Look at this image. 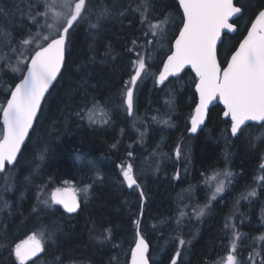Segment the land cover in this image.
Masks as SVG:
<instances>
[{
	"label": "trees",
	"instance_id": "1",
	"mask_svg": "<svg viewBox=\"0 0 264 264\" xmlns=\"http://www.w3.org/2000/svg\"><path fill=\"white\" fill-rule=\"evenodd\" d=\"M44 2L0 0V106L37 49L30 46L45 44ZM235 6L242 14L233 21L237 31L225 36L220 48L223 67L264 0H236ZM166 17L163 34L154 37L150 25ZM181 17L177 0H86L82 18L67 37L63 68L15 165L0 180V264H18L16 245L35 233L43 236L45 264H127L139 224L150 264H169L175 256L177 264H219L228 233L225 221L233 216L240 219L242 251L248 248L244 240L254 236L256 226L246 229L243 221L251 224L255 209L236 197L258 174L264 128L248 124L233 137L231 122L217 103L201 130L188 134L197 104L196 77L184 70L156 83ZM30 38L21 73L13 71L23 42ZM140 56L147 74L132 86L130 76ZM128 87L134 91L131 115L124 103ZM129 164L139 185L131 190L122 175ZM225 171L235 184L191 235L180 232L181 207L192 197L199 203L208 177ZM64 187L79 198L74 214L51 203L52 191ZM180 239L189 245L177 255ZM261 254L264 262V246Z\"/></svg>",
	"mask_w": 264,
	"mask_h": 264
},
{
	"label": "snow or ice",
	"instance_id": "2",
	"mask_svg": "<svg viewBox=\"0 0 264 264\" xmlns=\"http://www.w3.org/2000/svg\"><path fill=\"white\" fill-rule=\"evenodd\" d=\"M55 6L54 3L49 7ZM59 7L66 11L63 14L55 13L54 16L57 20L66 21L65 26L61 31L54 23L46 22L48 29L56 28L55 33L45 35V44H38L34 54H30V63L26 65L23 79L11 90V97L7 99L6 105L0 106L3 124L0 129V172L4 171L6 163L11 165L16 160L17 153L37 118V112L42 107L45 93L49 92L50 86L61 72L66 59L67 37L78 18H82V13L86 10V0H76L74 7L72 0H61ZM178 10L182 12V26L178 28V35L174 36V43L169 49L170 55L163 61V69L159 72L156 83L164 84L169 77H178L189 66L195 73V91L199 102L191 116L190 131L195 133L205 122L210 111L209 106L217 99L223 105V116L230 119L233 137H237L244 130L242 126H246V122H257L264 128V10H260L251 21L247 34L238 42L239 46L231 53L230 59H226V67L219 61L220 48L224 44V37L237 31V26L232 21L234 17L238 18L241 7L235 6L233 0H178ZM164 23H167V17L164 21L150 25L154 37L163 34ZM23 43L28 44L29 41L25 40ZM13 71L19 69L14 68ZM142 74L146 75L147 69L144 57L140 56L134 62V74L130 76V84L136 86ZM124 103L131 115L134 106L133 87L126 89ZM261 168H264V164H261ZM122 175L129 189L133 186L139 187L133 177L131 164L122 169ZM224 175L231 176V173L225 171ZM224 187V181H220L213 198ZM83 191L87 193L88 189L84 188ZM255 195V189L248 193V196ZM140 198L143 202V192ZM43 203L47 204L48 201ZM51 203L62 205L68 213L76 212L79 207L75 194L60 188L52 191ZM202 215L204 208L197 213V216ZM237 238L239 234L235 233L231 251L221 264H241L233 254L237 249ZM179 243L184 245L186 242L180 239ZM148 247L141 233L137 232L136 246L132 250V264H149L146 258ZM41 250L42 234L40 238L29 236L27 240L16 245L15 257L19 264H25L27 259ZM172 264H177L175 257L172 258Z\"/></svg>",
	"mask_w": 264,
	"mask_h": 264
},
{
	"label": "rangeland",
	"instance_id": "3",
	"mask_svg": "<svg viewBox=\"0 0 264 264\" xmlns=\"http://www.w3.org/2000/svg\"><path fill=\"white\" fill-rule=\"evenodd\" d=\"M60 2H61V0H45L44 7H43L44 8V15L43 16H45L47 23H54L62 31L61 27L65 26L66 21H64L63 19L57 20L56 17L54 16L55 13L63 14L66 11V9L59 7ZM75 2H76V0H72V6L73 7H74ZM54 3L56 4L55 7H49V6H52ZM55 30H56L55 27L51 30L48 29L46 27V24H45L44 30L41 32V34L44 33L43 36L41 37V39H43V37L45 35L54 34ZM27 40L29 41V43L23 45L22 52H20L19 58L15 61L14 68L19 69V71H16L18 73H21L22 68L26 62L27 54H24L25 50L26 51H27V49L29 50L30 47L36 48V46L38 45V44L37 45L33 44V46L29 47V45H31L33 43V39L30 38ZM24 55H25V57H24ZM97 119H98V117L95 116L94 120H97ZM144 134H145V132H144ZM261 164H264V156L262 158ZM224 173L225 172H223V173L218 172V174L214 173L208 177V180L205 181L204 186H203L204 190L201 192L200 199L198 200L199 203L194 202V200H193L194 197H192L194 194L193 191L192 190L187 191L188 196L190 198L192 197V201H189L188 205L181 207L180 217L178 219L179 220L178 225H179L180 232L185 230L186 233H188V234L190 233V235H191L193 228H195V226L197 225V222L200 221L207 214V212H208L209 208L212 206V204L214 202H216L217 200L218 201L222 200L224 195L227 193V191H229L230 188L235 184L236 180L233 179V177H231L232 173H231V176H227V177L224 175ZM220 181H224V184H225L224 190L221 193L216 194L215 198H213V194L215 193V189L219 185ZM263 186H264V168H261V165H260L259 170H258V174H257L256 178L253 179L251 186L245 187V190H243L242 192L239 191L240 193L237 196V201L239 203L243 202L247 206V204L249 202H252V201L257 199L256 197H257L260 189ZM253 189H255L256 195L255 196H248V193L250 191H252ZM50 198H51V195H50ZM201 208H204V215L197 216V213L200 211ZM260 208H262V206ZM181 213H183V215H181ZM236 213H237V211H236ZM255 213H256L255 220H257V221H254V222H256V224H257L256 227L259 228L260 230H258L257 233H255L256 235L252 236L249 239L248 244L243 246L244 248L248 247L247 249H245L243 251L241 248V232H239V229L236 227L237 224L240 223L239 220H235V217L233 216L230 219H227L225 221L228 233L225 234V236L223 237V238H227L226 247H225V249L222 250V252H221L222 254H220V256H218V263L219 264H221V261L228 255L229 251H231V242L233 240L235 233L239 234V238L236 239L237 249H236V252L233 254L237 256L238 261H240L241 264H264V262L262 261V254H261V247L264 246V239H261L262 237H264V209L262 208L260 211H255ZM178 215H179V213H178ZM187 221L190 222V226L189 227L186 226V229H184L186 223H188ZM33 235L37 236L38 238L41 237L39 233L31 234L30 236H33ZM27 239H25V240H27ZM25 240H23V241H25ZM177 244L179 247V250H177V252H179V253H181L180 249H184V247H187L189 245L188 242H186L184 245H180L179 241L177 242ZM44 248H45V244L42 240L41 254L39 256H37L36 258L30 260V261H26L25 264H45L44 262L46 261V259L45 260L43 259ZM14 258H15L16 262L19 264V261L15 257V249H14Z\"/></svg>",
	"mask_w": 264,
	"mask_h": 264
},
{
	"label": "water",
	"instance_id": "4",
	"mask_svg": "<svg viewBox=\"0 0 264 264\" xmlns=\"http://www.w3.org/2000/svg\"><path fill=\"white\" fill-rule=\"evenodd\" d=\"M177 1H178V0H177ZM235 1H236V0H233L234 5H235ZM262 10H264V8H263ZM180 12H181V11H180ZM181 14H182V12H181ZM241 14H242V11H241L240 14H238V18L241 16ZM238 18L234 17V18H233V21L237 20ZM254 19H255V18H254ZM233 21H232V22H233ZM250 26H251V24H250ZM250 26H249V27H250ZM233 34H235V33H230V34H228V35H233ZM246 34H247V32H246ZM246 34H245V35H246ZM177 35H178V34H177ZM173 43H174V41H173ZM45 46H46V45H45ZM238 46H239V45H238ZM33 54H34V53H33ZM166 59H167V58H166ZM229 59H230V57H229ZM29 63H30V59L28 60L27 64H29ZM63 65H64V64H63ZM63 65H62V68H63ZM226 66H227V64L225 65V67H226ZM62 68H61V70H62ZM162 69H163V68H162ZM26 70H27V69L25 68L23 75L26 73ZM185 70H190L191 73L195 76V73L191 70L190 66L187 67ZM59 74H60V73H59ZM59 74H58V76H59ZM180 74H181V73H180ZM180 74H179V75H180ZM23 75H22L21 79H20L16 84L20 83V81L23 79ZM57 78H58V77H57ZM171 78H173V77H169L168 80L171 79ZM56 80H57V79H56ZM56 80H55V81L53 82V84L50 86L49 91L51 90V88H52L53 85L55 84ZM166 81H167V80H166ZM16 84H15V85H16ZM14 88H15V86H14ZM14 88H13L12 90H14ZM194 90H195V88H194ZM48 93H49V92L45 93V97L47 96ZM195 94H196V91H195ZM10 97H11V93H10L8 99H10ZM196 97H197V103H198V102H199L198 94H196ZM43 101H44V100H42L41 103H43ZM217 103H219V105L223 108V105H222V104L219 102V100L217 99V100L213 101V103L209 106V109H210L211 107H213L214 105H216ZM5 105H6V104H5ZM195 107H196V106H195ZM194 110H195V108H194ZM39 112H40V110H38V112H37V117H38ZM193 113H194V112H193ZM223 118H225V117L223 116ZM36 119H37V118H36ZM36 119H34V121H33V126H34V124H35ZM206 119H207V115H206V118H205V122H206ZM225 119H227V118H225ZM229 120H230V119H229ZM205 122H204L202 125H200V126L198 127V129H197V131H196L195 133H193V132L190 131V128H191V119H190V123H189V126H190V127H189L188 134H189V135H196V134L201 130V128L203 127V125L205 124ZM0 123H1V126L3 127V124H2V112H1V114H0ZM248 124H256V125H259L257 122H246V125H248ZM242 127H244V126H242ZM32 128H33V127H32ZM32 128L29 129V135H30V133H31V131H32ZM29 135L26 137V139H25V143H26V141H27ZM25 143L21 145V150H20V152L17 153V158H18L19 154L21 153V151H22V149H23ZM17 158H16V160H17ZM16 160H15V161L13 162V164H11V165H8V164L6 163L4 171L0 172V180H1V177H2V176L4 175V173H5V170H6L7 168H12V167L15 165ZM127 187H128V186H127ZM136 187H137V186H133V188H136ZM133 188H132V189H133ZM61 190H62V191H67V192H69V193H74V194H75V196H76V200H77V203H78V205H79V207L77 208V211H78V210L80 209V202H79V198H78L76 192L74 191V189H72V188H70V187H65V188H62ZM128 190H131V189L128 188ZM56 205L59 206V207H61V208L63 209V211H65L62 205H59V204H56ZM77 211H76V212H77ZM65 212H66V211H65ZM76 212H73V213H68V212H66V213H68V214H74V213H76ZM142 212H143V207H142V210H141V213H140V220H141V217H142ZM137 232H140V224H139L138 227H137ZM136 240H137V236H136ZM145 242H146V241H145ZM135 246H136V242H135V245H134V247L132 248V250L135 248ZM132 250H131V252H130V255H129V258H128V262H127V264H132ZM40 254H41V251H39L36 255L30 257V258L27 259L26 261H30V260L36 258L37 256H39ZM146 258H147L148 261H149V247H148V252L146 253ZM175 258H176V261H178L177 257H175ZM26 261H25V262H26ZM149 264H150V261H149ZM169 264H172V261H171Z\"/></svg>",
	"mask_w": 264,
	"mask_h": 264
},
{
	"label": "flooded vegetation",
	"instance_id": "5",
	"mask_svg": "<svg viewBox=\"0 0 264 264\" xmlns=\"http://www.w3.org/2000/svg\"><path fill=\"white\" fill-rule=\"evenodd\" d=\"M253 182V181H252ZM251 182V183H252ZM245 190V189H244ZM243 190H241L240 192H242ZM240 192H238V195H239V193ZM237 195V196H238ZM257 199L256 200H254V201H252V202H249L248 204H247V206H248V208L249 207H251L252 208V204H253V209H255V211H260L262 208L264 209V186L260 189V191H259V193H258V195H257V197H256ZM236 199H237V197H236ZM242 204L244 205V206H246V204L245 203H243L242 202ZM254 204H256V207H255V205ZM262 206V208H260ZM255 215H256V213H255ZM235 220H239V222H240V219H236L235 218ZM249 220H245V221H243L244 223L243 224H245V226H246V229H250V226H257V224H256V222H254V221H257V220H254L251 224L248 222ZM240 224V223H239ZM239 224H237V228L238 229H240L239 228ZM263 228V227H262ZM253 229H256V231H255V233H257V231L258 230H260L259 228H257V227H254ZM242 229H240L239 230V232L241 231ZM244 233V232H243ZM254 233V235H256ZM242 234V233H241ZM244 242L246 243L247 242V244L249 243V239H246V241L244 240Z\"/></svg>",
	"mask_w": 264,
	"mask_h": 264
}]
</instances>
